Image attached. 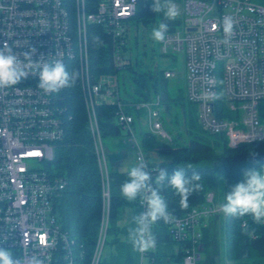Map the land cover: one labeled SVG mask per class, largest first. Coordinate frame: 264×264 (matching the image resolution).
<instances>
[{
    "label": "built area",
    "instance_id": "1",
    "mask_svg": "<svg viewBox=\"0 0 264 264\" xmlns=\"http://www.w3.org/2000/svg\"><path fill=\"white\" fill-rule=\"evenodd\" d=\"M139 0H0V47L5 43L25 64V52L35 49L33 60L78 62L82 92L103 180L104 208L90 264H99L109 224L110 186L107 151L96 106L119 95L117 74L94 78L90 68L92 24L100 25L112 40L117 66L125 42L127 21ZM180 11L161 42L164 54L182 53L187 73V97L196 104L200 124L212 133H224L230 147L264 140L259 107L264 102V4L253 0H175ZM234 21L232 35L223 31V19ZM171 77L174 72L166 70ZM118 103V122L127 129L138 159L148 166L155 188L156 167L150 166L135 133L134 118ZM149 130L170 139L160 110V99L141 102ZM65 110L56 93L38 87L30 72L14 88L0 90V246L23 257H51V264H77L84 256L62 228L54 201L66 187L63 176H50L42 163L52 158L55 142L65 135ZM108 185V187H106ZM169 223L175 240L183 242L184 263L202 259L200 223L219 213L215 194ZM144 211L143 201H140ZM245 224V223H243ZM264 225V223H262ZM142 253L141 264H152Z\"/></svg>",
    "mask_w": 264,
    "mask_h": 264
},
{
    "label": "trees",
    "instance_id": "2",
    "mask_svg": "<svg viewBox=\"0 0 264 264\" xmlns=\"http://www.w3.org/2000/svg\"><path fill=\"white\" fill-rule=\"evenodd\" d=\"M152 7L153 0H139L135 14L127 21L120 66L113 61L112 40L104 28L97 24L90 26L89 54L93 77L115 73L119 83L118 98L99 102L96 112L103 141L123 136L125 130L129 135L127 129L118 122L119 100L125 111L134 118L133 127L137 129L135 133L150 166L166 169L171 176L177 167H185V163L193 165L191 169L185 168L186 175L198 172L201 176L199 183L203 187L189 196L187 208L180 206V197L168 186L167 181L162 187L157 186L161 188L169 211L181 217L199 205L208 204L206 197L209 192L215 194L214 203L220 204L228 188L244 179L246 170L264 169V163L254 164L246 157L249 153L264 150V140L230 147L224 133L209 132L200 124L196 115L197 106L188 100L186 86L178 88L176 93L170 90V77L157 64L158 56L164 53L160 50V42L152 38V29L165 17L162 12H154ZM64 65L70 73H79L77 61L71 60ZM56 95L65 110V135L55 142L54 156L41 163L50 176H63L68 181L55 198V213L62 228L75 240L77 250L84 254L78 258L77 264H90L103 215V180L80 76L73 87ZM156 97H159L160 106L165 109L161 117L164 113L165 116L170 113L173 106L181 105L184 131L177 130L175 125L172 128L165 124L170 132L174 129L178 131L173 138V146H166L148 129L138 130L139 120L146 114L145 109L137 107L138 104L153 101ZM175 111L172 122L179 120L175 118L179 117L180 112ZM259 117L264 123V102L259 107ZM185 133L188 135L187 140L182 138ZM157 148L166 150V159L156 160L152 157L151 152ZM108 165L109 224L99 264H141L142 253L136 251L128 239L129 229L136 226L132 220L143 212L141 199L138 197L135 201H127L120 196V185L127 178L126 171ZM157 175L155 171L154 178ZM125 206L133 208V217L130 222L121 224V213ZM200 230L202 259L199 264H264V225L255 223L251 216L234 218L219 212L203 218ZM152 231L157 243L154 249L145 253L144 259L152 264H185L184 243L175 240L170 225L158 221L152 226Z\"/></svg>",
    "mask_w": 264,
    "mask_h": 264
},
{
    "label": "clouds",
    "instance_id": "3",
    "mask_svg": "<svg viewBox=\"0 0 264 264\" xmlns=\"http://www.w3.org/2000/svg\"><path fill=\"white\" fill-rule=\"evenodd\" d=\"M152 10L162 12L165 17L152 29V38L157 42H163L169 30L167 21L175 20L180 11L175 0H153ZM233 28V18L226 16L223 19V31L227 37L232 35ZM35 51L33 48L24 53L28 61L25 65L7 43L0 47V90L14 88L26 79L30 72L38 76V87L45 93H59L75 85L78 72L70 73L60 61L33 60L32 54ZM128 164L129 161L125 163ZM192 167L191 163H185V167H177L171 176L166 169L158 168L155 188L149 182L151 176L149 171H146L148 166L142 158L126 168L127 178L120 185V196L127 201H135L139 197L144 204V211L132 220L136 226L129 229L128 236L134 249L139 253H146L155 248L157 239L152 231L154 224L158 221L169 224L175 219L161 194V188L157 186L162 187L167 181L168 186L180 197L179 203L183 208L188 207L189 196L202 189L203 185L199 183L201 176L198 172H192L191 176L186 175L185 168ZM218 207L226 217L251 216L255 223H264V169L246 170L244 179L228 188ZM0 264H51V257L37 254H25L21 257L0 246Z\"/></svg>",
    "mask_w": 264,
    "mask_h": 264
},
{
    "label": "rangeland",
    "instance_id": "4",
    "mask_svg": "<svg viewBox=\"0 0 264 264\" xmlns=\"http://www.w3.org/2000/svg\"><path fill=\"white\" fill-rule=\"evenodd\" d=\"M253 1L256 3L264 4V0H253ZM167 23L169 24V30L175 27L174 21H167ZM159 44H161V42ZM160 50H161V46H160ZM157 64L161 69L170 70V71L174 72V75L172 77L168 78L169 88L171 91L176 93L178 88H184L186 86L187 73H186L185 62H184V57H183L182 53H172V54H168V55L160 54L158 56V59H157ZM175 109L179 110V112H180V114L178 115L179 117L175 118V120L178 118H179V120L177 122L176 121L172 122V118L175 116V112H176ZM160 110H161V112L162 111L164 112V110H165L164 106H160ZM183 115L184 114H183V111H182L180 104H178L176 107L173 106L170 113H166V116L164 113V115L161 117L165 129H167L165 124H167V125L171 126L172 128H174V125H175L177 127V130L184 131ZM196 115L198 117V109L196 110ZM139 121H140V123L138 124L139 132L142 130H145V129L149 130L148 118H147L146 114L142 115V117L140 118ZM177 130L174 129L173 131L170 132L167 129V131L170 134V139H168V140L167 139H164V140L160 139V140L162 142H165L166 146H173L172 141H173L174 136H176L178 134ZM187 136L188 135L185 133V135H183V137H182L183 140H187V138H188ZM121 141L122 142L120 144L119 141L117 140L116 143L117 142L118 143L116 145V144H114L113 140L110 141L108 139H105L104 143H105V147H106V151H107L108 163L113 165L115 168L126 171V168L128 166H130V164L132 162H135L136 160H138L137 159L138 148L133 146V143L131 142L129 135L126 133V130L124 131V134L122 136ZM114 147H118L116 149L120 150V156L115 155ZM165 151L166 150H164V149H158L157 148L151 152V155L156 160L166 159L167 155H166ZM53 156H54V152H53ZM48 159H51V158H48ZM128 161H129V164L125 165V163ZM132 217H133V208L131 206H125L122 209L120 223L121 224L128 223L132 220ZM221 239H222V237H221ZM219 249H220L219 253H221V247ZM216 260L217 261L219 260L218 256L216 257Z\"/></svg>",
    "mask_w": 264,
    "mask_h": 264
},
{
    "label": "water",
    "instance_id": "5",
    "mask_svg": "<svg viewBox=\"0 0 264 264\" xmlns=\"http://www.w3.org/2000/svg\"><path fill=\"white\" fill-rule=\"evenodd\" d=\"M246 157L254 164L264 163V150L249 153L246 155Z\"/></svg>",
    "mask_w": 264,
    "mask_h": 264
},
{
    "label": "crops",
    "instance_id": "6",
    "mask_svg": "<svg viewBox=\"0 0 264 264\" xmlns=\"http://www.w3.org/2000/svg\"><path fill=\"white\" fill-rule=\"evenodd\" d=\"M121 139H122V135L117 136L116 138H114V139H112V140L114 141V144L117 145L118 142L116 143V141L118 140L119 143L121 144V142H122ZM112 140H110V141H112ZM105 148H106V147H105ZM116 148H118V147H114V149H115V150H114V151H115V155H116V156H117V155L120 156V150H119V149H116ZM112 150H113V149H112ZM116 150H117V151L119 150V151L117 152ZM137 159H138V156H137ZM119 170H120V169H119Z\"/></svg>",
    "mask_w": 264,
    "mask_h": 264
}]
</instances>
